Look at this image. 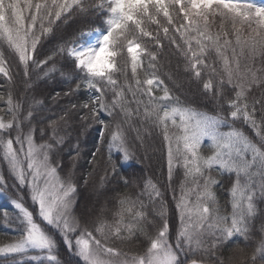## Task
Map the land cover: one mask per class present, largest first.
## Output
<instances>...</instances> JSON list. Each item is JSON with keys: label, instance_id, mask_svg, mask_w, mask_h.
<instances>
[{"label": "snow or ice", "instance_id": "6c2138e0", "mask_svg": "<svg viewBox=\"0 0 264 264\" xmlns=\"http://www.w3.org/2000/svg\"><path fill=\"white\" fill-rule=\"evenodd\" d=\"M90 9L103 15L104 28L82 29L57 45L45 60L35 59L41 37L53 34L57 22L72 15H87ZM164 40L182 55L184 72L190 80L202 83L205 95L218 104L226 100L227 116L197 111L170 94L158 74V55L165 47ZM5 47L18 57L25 77L33 65H47L49 61L53 62L49 71H55L56 57H65L71 62L72 74L97 93L91 98V107L89 103L83 105L89 115L81 119L90 117L103 126L100 139L107 144L108 169L100 178L101 187L108 170L116 174L121 160L132 158L129 130L143 142L140 128L131 122L133 116L161 130L169 185L174 165L182 167L184 179L179 196L173 190L178 218L175 245L170 242L166 212L158 213L160 224L155 235L146 230L145 224L152 223L148 221V206L163 195L151 180L135 197L129 194L116 198L118 207L110 223L104 219L105 209H101L95 228L99 238L85 230L73 244L69 234L79 227L73 217L76 185L71 175H60V162L55 159L64 139L55 122L49 125V139L42 143L36 142L34 127L23 132L22 105L14 103L9 92L6 104L11 119L0 117V159L18 184L29 188L43 224L22 202H14L23 227L13 241L0 245V264H24L16 258L32 252L36 255L29 259L35 264H61L56 254L57 233L83 264H189L187 257L203 250L209 239L213 249L236 235L248 239V222L257 211V191L264 198V102L249 101L254 86L264 87V74L258 75L260 70H253L247 63L258 55L264 57V0H0V74L10 82ZM213 53L216 59L210 64ZM80 87L77 83L76 88ZM109 92L111 97L107 99ZM104 113L108 121L102 118ZM32 117L30 110L23 120L30 125ZM169 122L180 134H170ZM237 122L248 126L255 139L236 127ZM40 135H46L43 129ZM203 147L209 148L211 155H202ZM96 151L101 152V147ZM113 151L119 155L113 156ZM213 171L234 176L230 214L221 212L213 190L218 181L210 175ZM4 184L0 174V185ZM137 234L147 242L141 254L122 253L107 246L109 239H131ZM190 264L200 262L192 259ZM245 264H264V238Z\"/></svg>", "mask_w": 264, "mask_h": 264}, {"label": "trees", "instance_id": "16d2710c", "mask_svg": "<svg viewBox=\"0 0 264 264\" xmlns=\"http://www.w3.org/2000/svg\"><path fill=\"white\" fill-rule=\"evenodd\" d=\"M92 2L93 0H89V3ZM57 24L59 26L55 28L53 34L41 37V41L37 45V50L34 54L35 59L45 60L51 55L57 45L62 43V41L70 40L75 33L82 29L102 27L104 25V17L101 13L94 12L90 9L87 15H72L62 23L57 22ZM163 43L165 44V47L159 50L158 55V74L169 87L170 94L173 97H178L182 105L190 106L197 111L213 115L220 113L221 115L227 116L228 111L226 100H221L218 104L210 95H205L202 91V83H196L190 80L188 73L184 72V60L182 55L179 54L173 46H168L167 40H164ZM149 47H152V45H149ZM4 55L12 79L9 82L2 74H0V97H3V99H0V116L3 117L4 120L11 119L10 115L7 114L8 106L6 104L8 93L11 92L14 103L19 102L22 105L20 115L21 120L23 121V131H28L30 126L34 127L36 129L34 138L37 143L49 139L51 134V128L49 125L52 122H55L54 126L58 129V133L63 137L64 142L66 143V146L64 145L62 150H60L65 151V153L62 154L59 151L60 154L59 157L56 158L57 160L64 161L63 158L66 157V159H69L70 161L71 158L80 156V154L76 155L77 146L79 152H84V154L89 152L90 149L94 150V148H89V143L91 141L94 143V139H96L94 136L96 131V128L94 127L95 122H93L90 117L87 121H83L82 124H78L79 126H82L84 130L79 137L81 139L80 141L76 139L75 131H69V129H67L68 132L66 133L64 130L61 131L60 129L61 126L66 125L63 121L69 119V115H80V117L89 115L88 110L83 108V105L89 103V106L91 107V92H94L84 86L82 81L78 80L72 74L71 62L65 57L58 56L55 59V71H49V69L53 67V62L49 61L47 65H33L29 69V75L25 77L23 74V67L19 64L18 57L6 47L4 48ZM215 59V54L213 53V55L209 57V63L211 64ZM244 62L245 61L242 59V64ZM247 63L253 68V70H260L258 71V75L264 74V57L258 55L254 60H248ZM216 66L219 67L218 64ZM174 67L176 70H174ZM128 70L130 75V65ZM77 83L81 84L79 89L76 88ZM54 84L57 85L58 89L52 88ZM45 90H47V92H45ZM156 94L160 95L161 93ZM110 97L111 92L108 93L107 99H110ZM249 101L250 103L255 101L264 102V87L254 86L252 92L249 94ZM73 105H75V107H73ZM134 107L135 105L133 104V108ZM256 109L257 118H259V103L256 104ZM30 110L33 112V117L31 119V124L29 125V122L23 120V117ZM131 122L134 127L140 128L143 142L141 143V140L136 139L137 134L135 131L129 130L127 135L133 153L132 158L128 161L121 160L120 167L117 169L116 174H112L111 171L108 170L106 181L109 180V184L104 186L103 191L113 187V190L116 192V195H114L115 198L129 194L135 197L137 193L142 191L145 182L151 180L152 183L157 185L159 191L163 195L154 205L149 204L148 206V221H151L152 223L145 224L146 230L152 235L156 234L157 227L160 224L158 213L164 211L170 222V242L174 243L173 241H175L176 238L178 222L173 220V215L176 214L173 190H175L176 195L179 196L180 183L184 179L183 169L182 167L177 168L174 165L170 186L168 180L166 147L162 138L161 130L148 124H142L135 116H133ZM235 126L242 128L246 134L255 139L254 133L248 128V126L239 122H237ZM125 127L127 126L125 125ZM41 129L46 133L43 138H41L40 135ZM70 129H72V127H70ZM223 130L227 131L228 129L225 127ZM169 131L170 134H180L179 130L173 128L170 122ZM13 133L16 132H12V135L15 136L16 134ZM205 143L207 144V141ZM99 147H101L102 151L97 152L96 147L94 150L95 157L89 160L90 162H84V164L87 165V170H91V174L93 173L96 175L101 173L104 176L106 169H108V150L106 141L104 143L101 142ZM207 149L210 150L207 147L201 149L202 155H211V151L210 154L205 152ZM112 155L117 156L119 154L113 151ZM6 166L2 165V168L6 169ZM97 169H99V171H96ZM210 175L213 179L218 181L213 190L216 193L222 214H230V188L232 186V175L218 171H213ZM3 177L6 183V190L9 193L11 191L13 197L21 198L24 206L27 208L30 206L31 209V206L33 205L30 203L28 194L26 193L27 188L24 189L22 186L18 185L12 175L4 174ZM226 177L229 178L230 184H225ZM125 181H127V185L125 184ZM107 192H110V190ZM110 199L111 196L109 197L108 202L111 201ZM143 199L145 203L148 202L146 196ZM255 203H257V214L255 217L259 218V220L255 218L251 221V230L254 229L256 225H259L260 223L262 224L264 221V198L255 199ZM31 211L33 210L31 209ZM1 217L2 212L0 211V221ZM98 218H100V216ZM104 219H106V221L109 220L106 213H104ZM97 220L95 223L91 221L90 224L83 225V228L86 231L93 232V235H96L99 238V234L95 232V228L98 226ZM149 226L151 227V230H149ZM10 233L11 232L4 230L3 226L0 224V245L13 240L12 238H14L15 235ZM251 233L252 234H249L248 239L244 240V237L237 236L227 244L218 246L215 249L209 248L205 253L197 252V255L195 256L199 259H208L207 261L212 264H245L253 254L256 245H258V240L262 238V235L259 234V232L256 233L253 231ZM141 237H143V235L138 234L136 237L131 238L130 241H127V243L129 245L134 242L141 243L139 240ZM55 239L57 241L56 254L61 264H83L71 251L68 250L64 241L59 240L57 236H55ZM126 240L128 239H125L124 241ZM110 241H113V239L107 241V246L117 248L118 250L129 246L125 244L126 242L121 240L115 241V244ZM145 247L140 249L138 254L143 253Z\"/></svg>", "mask_w": 264, "mask_h": 264}, {"label": "rangeland", "instance_id": "374dc122", "mask_svg": "<svg viewBox=\"0 0 264 264\" xmlns=\"http://www.w3.org/2000/svg\"><path fill=\"white\" fill-rule=\"evenodd\" d=\"M174 70H176L175 67H174ZM67 92H69V91H67ZM49 94H53V93H49ZM104 114H106V113H104ZM74 116H77L79 119L81 118L80 115H73V116L69 115V119L63 121V123H66V125L61 126L60 129H61V131L64 130L66 133L68 132L67 129H69V131H72V130L75 131V137H76V139H78V141H80L81 139L79 137H80L81 133L84 130H83L82 126H79L78 124H75L74 119L76 117L74 118ZM102 118H103V116H102ZM104 119L106 121H108L109 117L107 116V118H104ZM94 124H95L94 127L96 128L94 136H95L96 139H94V143H92V141L89 143V148H94V150H95V148L98 147L100 145V143H101L100 132H101L103 126L98 124V123H94ZM70 127H72V129H70ZM94 127H91V128H94ZM23 132L26 133L27 130H24ZM97 138H98V140H97ZM94 150L90 149V151L86 152L85 154H84V152H79L80 156L73 157V158L70 159V161H69V159H66V157L63 158L64 161L63 160H59V159L57 160L56 158L59 157V154H60L59 152L57 153V156L55 157V159L58 162H60V167L62 169V171L60 172V175L62 177H64L66 174L71 175V179L76 185V193H75V196H74L73 217L79 222V227L77 228V231L75 233H70L69 234V238L73 240V244L75 243L76 237L79 236L81 234V232L85 231L84 228H83V225L90 224L91 221H93L94 223L96 222V220L100 216L101 209H105L106 216L109 218V220H107V221L111 222L112 221V213L118 207L117 199L114 197V195H116L115 190H113L114 188L110 187V189L108 188L107 190L103 191L104 186L106 184H109V180H107L105 182V184L101 187V183H100L99 179L103 175L101 173H98L96 175L93 174V173L91 174L90 173L91 170L90 169L87 170L88 167H87V165L84 164V162L89 161V160H91L94 157V155H93L95 153ZM60 152L62 154L65 153V151H60ZM1 161L4 162L2 159H0V163H1ZM4 163H6V162H4ZM69 169L71 170L70 172H69ZM96 171H99V169H97ZM1 172H2L3 175L4 174L11 175L8 168L3 169V171L0 168V173ZM85 180H87V183H85ZM233 180H234V176H232V183H233ZM225 181H226L225 184H230V181H229L228 177L225 178ZM108 190H110V192H107ZM110 196H111V199H110L111 201L108 202V199H109ZM257 196H260L258 191H257ZM2 198H4V197L0 198V202H2V200H1ZM30 198H31V193H30ZM14 202H16V201H14ZM14 202H4L3 205H8V206H10L13 209L14 217H13V219H10V221L14 224L13 227L18 229V232L20 234V231H21L23 225L20 223L19 211H18V209L15 208ZM105 205H107V206H105ZM31 209L35 213L38 214V207L35 204H34V206H31ZM35 213H34V216H35ZM175 213H176V210H175ZM254 217L255 216H253L252 218H254ZM173 220L178 222L177 213L173 215ZM259 225H256L255 228L252 229V230L249 229V232L255 231L257 233L260 230H264V221H263V223L261 224L260 227H259ZM248 228H249V224H248ZM149 230H151L150 226H149ZM52 231H55V230L52 229ZM55 236H57V238L59 240L64 241L61 234L57 233ZM85 238H87V237H85ZM262 238H260L259 240H261ZM139 240H140V242H144L143 245L141 243H138V242L137 243L134 242V243L129 245L127 243V241H130V239H128L126 241L121 240L123 242H126L125 244H127L129 246L125 247V248H121L119 250L122 253L138 254L140 249H143L145 247V245H146V241L144 240V236L141 237ZM170 240H171V238H170ZM115 241H117V240H113V241H110V242L115 244ZM173 242H174L173 245H175V241H173ZM209 246H211V247H209ZM132 247H134V248H132ZM209 248L212 249V245H211V240L210 239H209V242L206 243V245L204 246V249L199 251L198 253H200V252L205 253L207 250H209ZM71 252L75 255V257H77V259L79 261H81L83 263V261L75 254L74 250L71 251ZM233 254H236V253H233ZM238 254H240V253H238ZM31 255H36V253L35 252L29 253L28 256H25L23 258L25 260L35 264V262H33V261H31L29 259V257ZM195 255H197V253ZM195 255H189L188 257H190V256L192 257V256H195ZM242 255H244V254H242ZM232 257H235V256H232ZM181 258H184L183 254H181ZM112 259L113 260H119L120 257H113Z\"/></svg>", "mask_w": 264, "mask_h": 264}, {"label": "bare ground", "instance_id": "6f19581e", "mask_svg": "<svg viewBox=\"0 0 264 264\" xmlns=\"http://www.w3.org/2000/svg\"><path fill=\"white\" fill-rule=\"evenodd\" d=\"M52 88L58 89V87H57L56 84H54V85L52 86ZM45 92H47V90H45ZM71 113H72V112H71ZM64 116H65V115H64ZM0 117H1V116H0ZM75 117H76V118H75ZM74 118L76 119V120L74 119L75 124H82V122L85 121V120H82V121H81V118L79 119L77 116H74ZM5 121H7V119H6ZM90 122H91V121H90ZM59 136H60V134H59ZM47 140H48V139H47ZM43 142H44V141H43ZM64 143H65V142H64ZM64 143H63V146H64V145L66 146V143H65V144H64ZM63 146H62V147H63Z\"/></svg>", "mask_w": 264, "mask_h": 264}]
</instances>
